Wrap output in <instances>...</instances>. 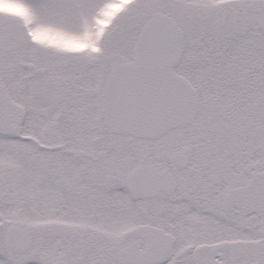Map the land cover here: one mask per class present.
Here are the masks:
<instances>
[{"label":"snow or ice","instance_id":"obj_1","mask_svg":"<svg viewBox=\"0 0 264 264\" xmlns=\"http://www.w3.org/2000/svg\"><path fill=\"white\" fill-rule=\"evenodd\" d=\"M0 264H264V0H0Z\"/></svg>","mask_w":264,"mask_h":264}]
</instances>
